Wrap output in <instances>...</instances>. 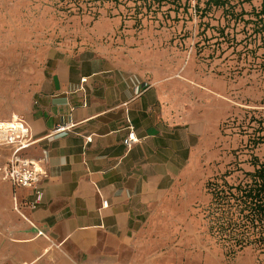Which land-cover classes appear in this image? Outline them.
<instances>
[{"label":"crops","instance_id":"obj_1","mask_svg":"<svg viewBox=\"0 0 264 264\" xmlns=\"http://www.w3.org/2000/svg\"><path fill=\"white\" fill-rule=\"evenodd\" d=\"M120 11L72 16L58 32L21 117L35 140L24 155L44 174L34 187L0 178V264L68 263L110 248L147 206L174 214L176 164L221 160L207 156L221 122L264 96V70L228 77ZM9 153L0 146V164Z\"/></svg>","mask_w":264,"mask_h":264},{"label":"rangeland","instance_id":"obj_2","mask_svg":"<svg viewBox=\"0 0 264 264\" xmlns=\"http://www.w3.org/2000/svg\"><path fill=\"white\" fill-rule=\"evenodd\" d=\"M105 1L0 0V122L14 116L22 117L31 93L39 86L46 58L59 41L58 32L70 28L67 20L90 14L89 10L95 6L99 11L106 9L109 4ZM204 1L182 0L186 11L182 6L177 13L170 11L168 17L169 5L166 4L144 21L174 32L177 46L184 50L192 47L197 59L218 65L220 71L229 76L240 77L262 69L264 36H249L253 22H247L255 20L250 12L259 8V1L238 3V0H231L236 12L243 11L237 19L225 14L228 6L212 8L200 16L195 8H204ZM253 111L256 115L263 114L264 96L255 106H237L221 122L220 136L215 142L207 143V156L221 160H186L184 164H176V204L169 205L174 214L167 212V204L164 207L154 204L148 215L147 206L141 222L133 230H127V235L118 230L113 233L110 248L102 245L94 251L79 252L75 260L64 263L264 264L250 248L232 257L224 254L207 234L203 219L209 201L205 187L209 179L220 175L236 161L244 170H251V154L264 160V143L252 147L250 139L253 134L247 116Z\"/></svg>","mask_w":264,"mask_h":264},{"label":"trees","instance_id":"obj_3","mask_svg":"<svg viewBox=\"0 0 264 264\" xmlns=\"http://www.w3.org/2000/svg\"><path fill=\"white\" fill-rule=\"evenodd\" d=\"M78 3L81 0H73ZM231 0H205L204 8H195L196 13L205 15L212 8H223L228 6L225 14L237 19L243 11L236 12ZM252 0H238V3L251 2ZM259 1V8H254L250 12L254 17L251 35L264 36V0ZM109 5L107 10L120 8L122 20H131L133 25L138 27L143 20H148L152 15H156L163 5H169L166 9L168 17L170 11L178 12L183 6L182 0H106ZM103 2V3H105ZM131 3V5H130ZM123 8H122V6ZM89 10L90 15L96 16L100 13L99 7ZM153 8V9H152ZM80 10V8L78 7ZM224 35V31L221 30ZM207 63L210 65L211 63ZM218 66V65H215ZM264 70L263 68L260 69ZM260 70L255 71L260 73ZM261 72V73H262ZM225 73V72H223ZM260 73V75H261ZM228 77H234L228 75ZM248 117V125L252 128V147L264 143V112L259 115L254 114ZM249 160L251 170H244L236 161L220 175L209 179L205 187L209 194V201L204 208L203 219L206 231L210 238L221 247L227 256H235L239 251L250 248L256 252L257 256L264 262V160H259L254 154Z\"/></svg>","mask_w":264,"mask_h":264},{"label":"built area","instance_id":"obj_4","mask_svg":"<svg viewBox=\"0 0 264 264\" xmlns=\"http://www.w3.org/2000/svg\"><path fill=\"white\" fill-rule=\"evenodd\" d=\"M65 126H57L54 131H64ZM136 139L130 132L124 140L127 146ZM28 124L18 116L11 120L0 122V146L10 148V153L2 164H0V178L9 181L16 186L34 187L38 183L44 171L37 160L24 155L25 149L33 144ZM40 196L39 192L37 193ZM42 234V231H38Z\"/></svg>","mask_w":264,"mask_h":264}]
</instances>
